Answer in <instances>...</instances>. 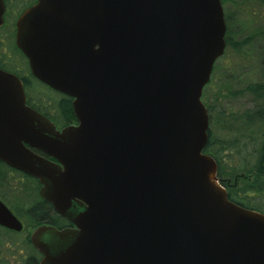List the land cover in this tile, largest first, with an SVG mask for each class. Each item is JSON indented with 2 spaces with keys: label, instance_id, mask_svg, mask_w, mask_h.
Segmentation results:
<instances>
[{
  "label": "water",
  "instance_id": "1",
  "mask_svg": "<svg viewBox=\"0 0 264 264\" xmlns=\"http://www.w3.org/2000/svg\"><path fill=\"white\" fill-rule=\"evenodd\" d=\"M4 12L0 0V27ZM225 34L221 0H36L20 13L15 45L77 120L56 129L0 68V160L74 225L33 232L47 236L41 264H264V212L230 200L203 151ZM0 224L21 228L1 200Z\"/></svg>",
  "mask_w": 264,
  "mask_h": 264
},
{
  "label": "trees",
  "instance_id": "2",
  "mask_svg": "<svg viewBox=\"0 0 264 264\" xmlns=\"http://www.w3.org/2000/svg\"><path fill=\"white\" fill-rule=\"evenodd\" d=\"M30 1L20 0V3H16V0H4L7 9L4 14V23L0 27V68L21 78L27 104L30 107L55 125L68 126L76 119L72 98L35 78L29 70L26 57L15 45V19L18 12L28 6ZM242 1L250 4H255V1L258 5L264 4V0ZM221 2L224 6L226 0ZM230 15L224 11L226 22L224 54L217 60L218 62L216 61L210 81L202 93V101L209 113L208 141L203 151L216 160L217 177L226 188L228 198L243 207L264 212V79L245 84L239 91L250 96L249 106L240 111L229 112L226 116H223V110L213 112L215 106L207 101L205 90L212 83L215 70L222 67L221 61L227 60L232 54L242 55L257 37L264 40V27L257 29L256 33L238 39V32L231 28ZM257 58L261 66L260 70L264 73V51H259ZM228 78V82L233 81L232 75ZM34 82L41 84L50 94H41L34 90ZM219 94L220 92L216 94L213 101L218 99ZM214 120L220 121L222 134L216 133L211 128ZM27 177L30 180L33 179ZM0 182L4 183L2 180ZM19 186L16 185L20 188ZM10 192L8 194L17 196L14 189ZM54 217L52 215V222H55Z\"/></svg>",
  "mask_w": 264,
  "mask_h": 264
},
{
  "label": "flooded vegetation",
  "instance_id": "3",
  "mask_svg": "<svg viewBox=\"0 0 264 264\" xmlns=\"http://www.w3.org/2000/svg\"><path fill=\"white\" fill-rule=\"evenodd\" d=\"M35 1L31 0L28 6L18 12V16L24 9L34 4ZM6 9L5 6V12ZM76 123L77 120L75 119L70 125ZM55 127L61 130L66 126L55 125ZM31 149L39 155L50 158L38 149ZM27 176L33 179L30 180ZM0 179L4 182H0V200L21 223V228L18 230L0 224V264H41L45 255L39 244L45 242L47 236L45 234L42 235L41 238H38V243L36 244L32 238L33 232L42 226H52L61 230L72 228L74 225L67 217L56 212L51 203L41 196L40 189L42 184L37 178L0 160ZM29 181L32 182L30 183ZM16 185H20V188L16 187ZM12 189L16 191L17 196L15 194L12 195ZM9 192L11 194H8ZM52 215L55 216V222H52Z\"/></svg>",
  "mask_w": 264,
  "mask_h": 264
},
{
  "label": "rangeland",
  "instance_id": "4",
  "mask_svg": "<svg viewBox=\"0 0 264 264\" xmlns=\"http://www.w3.org/2000/svg\"><path fill=\"white\" fill-rule=\"evenodd\" d=\"M16 3H20V0H16ZM254 3H244L242 0H226L224 3L223 9L231 14V28L238 32V39L256 33L257 29L264 27V4L258 5L256 1ZM259 51H264V40L257 37L242 55L232 54L227 60L221 61L222 67L215 70L212 83L205 89L207 101L215 106L214 113L223 110V116H226L229 112L240 111L249 106L250 96L247 93H240L239 90L249 82L264 79L257 58ZM229 75L233 76L232 82H228ZM33 89L41 94H50L37 82H34ZM218 92H220L218 99L213 101ZM216 120L211 123V128L216 133L222 134L221 123Z\"/></svg>",
  "mask_w": 264,
  "mask_h": 264
}]
</instances>
